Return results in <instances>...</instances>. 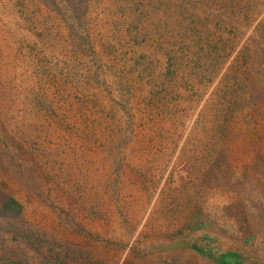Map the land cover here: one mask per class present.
I'll list each match as a JSON object with an SVG mask.
<instances>
[{
  "label": "rangeland",
  "instance_id": "374dc122",
  "mask_svg": "<svg viewBox=\"0 0 264 264\" xmlns=\"http://www.w3.org/2000/svg\"><path fill=\"white\" fill-rule=\"evenodd\" d=\"M206 257L264 264V0H0V264Z\"/></svg>",
  "mask_w": 264,
  "mask_h": 264
},
{
  "label": "crops",
  "instance_id": "0c3cea01",
  "mask_svg": "<svg viewBox=\"0 0 264 264\" xmlns=\"http://www.w3.org/2000/svg\"><path fill=\"white\" fill-rule=\"evenodd\" d=\"M201 264H216V262L214 261V259H210L209 257H206L204 260H202Z\"/></svg>",
  "mask_w": 264,
  "mask_h": 264
}]
</instances>
